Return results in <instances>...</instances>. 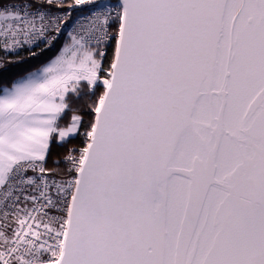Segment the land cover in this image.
<instances>
[{"label":"snow or ice","instance_id":"snow-or-ice-1","mask_svg":"<svg viewBox=\"0 0 264 264\" xmlns=\"http://www.w3.org/2000/svg\"><path fill=\"white\" fill-rule=\"evenodd\" d=\"M0 264H264V0H0Z\"/></svg>","mask_w":264,"mask_h":264}]
</instances>
